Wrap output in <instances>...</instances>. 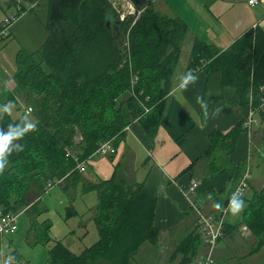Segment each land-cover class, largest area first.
Masks as SVG:
<instances>
[{
	"label": "trees",
	"instance_id": "obj_1",
	"mask_svg": "<svg viewBox=\"0 0 264 264\" xmlns=\"http://www.w3.org/2000/svg\"><path fill=\"white\" fill-rule=\"evenodd\" d=\"M130 2L143 11L130 29L127 57L119 42L130 21L119 22L118 42L112 26L106 27L107 22L113 24L117 20L108 0H47L46 40L34 54L18 53L13 75L17 91L29 93L27 104L34 117V127L24 130L27 123L12 119L5 111L0 116V135L20 132L18 137L13 135L7 145L4 156L9 168L0 170L3 214L31 212L32 217L38 215V203L29 206L24 202L32 184L39 191V198L45 193L46 185L55 180H61L59 186H64L66 191L74 189L81 182L77 165L86 164L92 158L107 134L115 132L109 141L116 147L124 128L135 119L139 118L148 135L154 134L170 90L169 76L179 59V44L187 29L180 19L154 11L146 0ZM20 7L26 9L22 3ZM191 51L192 61L187 69H203L207 85L217 82L220 92L232 93L229 104L244 111L240 124L229 133L214 132L208 137L210 153L221 147L226 156L234 148L238 135L246 134L242 123L250 98L254 109L264 99V32L257 27L249 30L224 51L195 40ZM44 64L48 72L42 70ZM159 71L167 76L156 78ZM131 72L138 76L136 98L119 100L120 93L128 90ZM140 90L143 91L140 93ZM147 96L148 102L145 101ZM209 100L217 105L225 99L211 97ZM148 107L149 112L143 114V108ZM85 127H95L94 139L86 132L87 138L77 147L76 139L85 133ZM27 148L50 149L44 154L45 164L39 168L35 163L28 165L24 156ZM223 168L230 170L233 186L245 169L233 168L227 161ZM249 181L250 178L248 185ZM81 191L96 195L93 221L98 240L79 255L57 241L48 250V264H131L141 245L157 246L158 232L153 227L155 198L146 190L144 182L128 185L117 178L114 171L108 180L83 182ZM251 197L243 211L242 224L258 249L264 246V186ZM226 202L228 205L229 200ZM43 230V239L36 236L37 241L49 240L50 226L43 224ZM230 231V227L224 226L223 236ZM199 245L197 234L191 233L182 241L181 251L189 252L187 261L194 257Z\"/></svg>",
	"mask_w": 264,
	"mask_h": 264
},
{
	"label": "crops",
	"instance_id": "obj_2",
	"mask_svg": "<svg viewBox=\"0 0 264 264\" xmlns=\"http://www.w3.org/2000/svg\"><path fill=\"white\" fill-rule=\"evenodd\" d=\"M12 1H14V4ZM108 1L112 9V0ZM157 1L159 0H146V2H150L153 5L154 11L168 18L180 19L187 29L186 37L181 47L180 55L182 57H179L173 73L169 76L170 90L166 96L162 118L154 134L151 136L146 133L143 125L139 122V118L135 119L133 124H130L128 131H122L123 135L115 147L116 154L112 157L94 156L88 159L86 161V169L80 176L82 183H92L108 180L115 171L116 177L122 179L128 185L144 182L146 190L155 198L153 227L158 232L156 247L148 243L144 244H148L159 251V264H185L189 262L191 264V262L194 263V260L198 258L199 249L188 262L187 256H189V252L188 250L181 251V248L182 241L191 233H196L194 208L205 215H214L219 209H226L228 206L226 201L229 200L230 192H233L234 186L230 170L227 168L222 169V167L225 161H227L233 168H248L252 142L248 140L244 132H241L236 138L234 148L230 153H226V156L225 151L221 150V147H217L215 151L210 153L208 137L214 132H218L221 135L229 133L240 124L244 111L238 110L229 104V98L227 95L221 94L222 92L218 89L217 82L214 81L215 85L213 82H209V85H207V76L203 69L197 67L195 70H188V59L186 61L185 57L187 52L190 54V48L195 40L209 44L214 48L217 47L215 49L219 51H224L249 30L257 27L264 32V19L257 20L254 16H251L250 19L247 18L245 20V25L239 27L237 31L234 29L238 27L236 25L238 21H229V25L231 23L230 28L233 31L230 33V37L225 40L227 42L225 44L221 41L220 35H218V39H214L212 34L206 32V29L202 26L198 25L197 31H194L192 25L184 18L185 12L182 13V9L181 11L175 10L171 1L162 0L160 9L157 10L155 8ZM193 1L198 6L201 2V9H203L208 17L211 15L212 19L215 20L214 12L211 10V8L215 9V0ZM218 1L221 3L226 1L229 4L232 2V0ZM234 2L238 4L240 0H234ZM17 3L24 4L26 9L23 11H26L28 15H32L38 20L42 6H45V20L42 23L43 33L38 34L35 38H33L34 33L32 31L26 33V36L31 41L35 39L33 46H36L34 48L37 49L33 52L19 49L16 52L15 61L19 52L23 51L27 54H34L46 40L44 24L47 20L46 11L48 4L47 0H0V11L3 13L2 19L9 16L8 14L10 13L5 14L6 11L8 12V9L12 11L14 9L15 12ZM198 6L195 5L190 8L193 12H196ZM230 10L232 12L234 7ZM229 16L231 17V14ZM2 19H0V24ZM199 34H201V37ZM221 34L224 35L223 33ZM226 34L229 35V32ZM11 36L15 38L13 26L6 38L9 39ZM16 36L18 35L16 34ZM184 47H186V50ZM188 73L194 75L196 79L194 82L188 83L186 87L181 88L180 83ZM214 86H216L215 90ZM14 91L20 95L12 76L10 85L11 94ZM211 97H224L225 100L223 102L219 101L217 105H214V101L209 100ZM10 98H12V102L14 103V98L11 95ZM206 99L209 102L207 104ZM15 101L17 102L16 99ZM10 104L12 105V103ZM1 108L3 109L4 107ZM10 110H12V106H10ZM7 113H9L8 110ZM8 168L9 164L7 163L6 167L0 168V170H7ZM87 169L89 171L85 174ZM214 170H217V173H213ZM191 183H197V187L192 192L188 191ZM249 186L250 182L248 188ZM64 191L70 194V190L66 191L64 188ZM39 196V191L32 184L25 195L24 202L25 204H29V206L34 203L40 204ZM216 205L220 207H216ZM95 206L91 210L92 218H94ZM38 207L39 214L34 217H32L31 212L18 213V216L24 215L28 220L29 239H25V242L30 241L29 245L31 246L33 244L46 243L37 241L36 235L33 234L34 228L32 227L35 225L37 217L43 211L40 205ZM244 210L245 208L241 212V219ZM225 218L224 216V224L226 227H230L231 231L228 235L222 236V238H230L231 244H233L232 235L236 226L225 222ZM43 224L47 225L45 222ZM241 227L245 228L243 224H241ZM10 236H0V264H3L5 259H10V264H14L20 258L18 253L19 245ZM31 242L34 243L31 244ZM135 256H137V252ZM21 264H23L22 261Z\"/></svg>",
	"mask_w": 264,
	"mask_h": 264
},
{
	"label": "rangeland",
	"instance_id": "obj_3",
	"mask_svg": "<svg viewBox=\"0 0 264 264\" xmlns=\"http://www.w3.org/2000/svg\"><path fill=\"white\" fill-rule=\"evenodd\" d=\"M168 1H171L175 10L181 11L182 9V13L185 12L184 18L188 23L192 25V29L194 31H197L198 25L202 26L206 29V32L212 34L214 39H218V35H220L221 41L225 44L227 43L225 42V40L230 37V33L233 31V29L230 28L231 23L229 25V21H238V23H236L238 27L234 29L237 31L239 27L245 25V20H247V18L250 19L251 16H254L257 20L261 18L264 19V10L260 6L255 7L254 9H250L247 6V0H240L238 4L234 2V0H232L230 4L226 1H223V3H221L218 0H215V9L211 8V10L214 12L215 20L212 19L211 15L210 17H208L203 9H201V2L198 6V4L193 0ZM161 2L162 0H159L155 3V8L157 10L160 9V4H162ZM195 5H197L198 8L196 12H193L190 7ZM233 7L234 10H232L231 12L230 9ZM44 10L45 6H42V10L39 13L38 20L32 15H28L26 11H23L22 8H20L19 19L13 24V33L15 35V38L11 36V38L9 39L4 38L0 41V108L5 107L6 105L9 115L12 119L20 120L27 124H32L33 122V116L31 115V112L26 115V112L29 109L27 104L29 93L27 90H24V92H19L20 95L15 91L11 94L10 85L15 69L16 52L19 49H24L28 52H33L35 51V49H37L34 48L36 46H33L35 39L31 41V39L26 36V33L32 31L34 33L33 38L37 37L38 34L43 33L42 23L45 20ZM136 10L140 11L141 13L143 11V9H141L140 7H137ZM13 12L14 9L13 11L11 9H8V12L6 11L5 14H11ZM230 14L231 17L229 16ZM2 17L3 13L2 11H0V19H2ZM4 19L5 17L2 19V21ZM227 32H229V35L226 34ZM221 33H223L224 35H222ZM16 34L18 36H16ZM45 34L47 37L46 31ZM199 35L201 37V34ZM185 37L179 44L181 45V47L183 46ZM192 47L193 43L190 48V54H188L187 52L186 57L183 54V56L186 58V61L188 59L187 65H189L190 61H192ZM185 48L186 47H184V49ZM180 56L182 57V55H179V57ZM41 68L44 72L49 71L45 64L42 65ZM160 76L165 78L167 74H163V72L159 71L156 75V78ZM137 84L138 81L135 85V92L138 88ZM215 87L216 86H214V90L216 89ZM142 91L143 90H140L139 92ZM221 94L223 95V92ZM10 95L14 98V103L12 102V100H9ZM231 95L232 93H228L227 97L231 98ZM130 96L131 91L129 89L127 91H122L120 93L119 100H125ZM15 99L17 100V102L15 101ZM10 103H12V105ZM10 106H12V110H10ZM114 107L117 108L118 105H115ZM2 113H4V111L1 108L0 116H2ZM108 116L109 114L107 115V117ZM255 119H257V126L252 129L253 131L250 132L249 135H247L248 140L252 142V145L250 147L251 153L248 163L249 166L248 168L246 167L247 169L250 168V186L249 188L247 187V189L243 193L242 199H240L243 201V207L238 213L233 214L230 211L229 206H227L225 209V222L236 226L232 235L234 242L233 244H231L230 238L221 237L222 239L210 252V258L213 261V264H264V246L256 249L254 240L251 239L252 236L250 235L248 229H246V227H241V212L244 208L247 207L246 202L250 198H252L251 196L253 195L254 191H259L264 186V116L262 114H259L257 117H255ZM107 121L110 120L108 119ZM94 130L95 127H93L92 129L85 127V133L79 134L78 138L76 139V146L78 147L82 139L83 141H85V139L87 138L85 135L86 132H89L90 137L93 140L95 136ZM114 136L115 132H113V134H107V136L100 140V143L108 142ZM49 150L50 149L31 150L30 148H27V150H25L24 152V156L28 160V165L33 166L35 163L36 165L34 166H37V168H39L41 164L44 165V154H47ZM32 157H36L34 158L35 160L32 159ZM7 163L8 162L6 161L5 156L0 158V168H5ZM19 164L20 166L22 165L21 163ZM35 168L36 167H34V169ZM246 168L244 172L246 171ZM88 171L89 169H87L85 174H87ZM240 182L241 179L239 178L237 183L234 185V188H236L237 185L240 184ZM81 185L82 182H79L74 187V189L70 190V194H67L64 191V186H56L48 192L45 191V193L40 197V204L38 205L41 206L43 211L35 221V225L38 224V227L33 230V234L37 237L41 236L40 239H43L44 235L41 232H44V230L42 225L43 222L47 223L50 226V232L48 235L49 240H47L45 244L39 243L35 245L33 244L34 242H31V244H33V246H31L29 245L30 241L25 242V239H29L28 220L24 215H20L16 218L15 224L18 228V231L10 237L14 241H16L15 243H18L19 245L18 253L20 258L14 264H21V261L23 262V264H48L47 252L57 241H60L74 255H78L83 249L89 248L97 242L98 233L91 215V210L96 205V198L94 193L83 194L81 191ZM232 193L230 192L229 201L233 197ZM198 249L199 253L197 254V257L199 258L206 253V248L204 247L203 242H201V239L200 247H198ZM134 259L135 260L131 264H159V251L148 244H143L138 248L137 256H135ZM195 261L196 259L194 260V262ZM97 264L102 263L98 262ZM185 264H190V262ZM191 264H193V262H191Z\"/></svg>",
	"mask_w": 264,
	"mask_h": 264
},
{
	"label": "built area",
	"instance_id": "obj_4",
	"mask_svg": "<svg viewBox=\"0 0 264 264\" xmlns=\"http://www.w3.org/2000/svg\"><path fill=\"white\" fill-rule=\"evenodd\" d=\"M247 5L250 8H255L260 6L264 10V0H253V2H249L247 0ZM112 7L114 9V13L117 15V20L119 22H128L130 21L129 29L137 22L141 12L136 10V6H134L130 0H112ZM20 3L16 4L15 12L8 17H6L1 26H0V41L6 38L9 34V31L13 24L19 19V10ZM123 9V10H122ZM120 44L124 49V54L128 57L129 55V30L123 35L120 39ZM131 77L129 80L128 89L131 91V96L136 98L135 85L138 81V76L131 72ZM141 93V92H140ZM148 97L145 98V101L148 102ZM249 105L246 108V117L244 122L242 123V129L246 131V134L249 135L256 126H257V117L259 114L264 116V99L260 100V105L257 108H252L251 106V98L249 100ZM31 109L29 108L26 114L30 113ZM149 112V108H143V114H147ZM129 128L125 127L124 131H128ZM116 154V148L112 144L111 141L100 143L97 146L96 151L93 153L92 157H112ZM69 156V153H66V157ZM80 173H83L86 169V164L80 163L76 167ZM250 178V170L246 169V171L241 176V182L233 191V196H236L238 199L242 198L244 191L248 187V180ZM62 183L61 180H55L53 183L49 182L44 191L48 192L52 188L59 186ZM197 187V183H191L188 191L192 192ZM194 212L196 215V230L203 242L204 247L206 248V253L199 258L193 264H213V261L210 258V252L217 244L218 240L223 236L224 229V216L225 209H219L214 215H205L201 213L199 210L194 208ZM18 215L12 214H3L0 209V236H9L16 232L17 226L15 224V220ZM3 264H10V259H5Z\"/></svg>",
	"mask_w": 264,
	"mask_h": 264
},
{
	"label": "clouds",
	"instance_id": "obj_5",
	"mask_svg": "<svg viewBox=\"0 0 264 264\" xmlns=\"http://www.w3.org/2000/svg\"><path fill=\"white\" fill-rule=\"evenodd\" d=\"M249 2H253V0H249ZM196 79V77L194 75H192L191 73H188L187 75H185L180 83V87L184 88L187 86L188 83L190 82H194ZM7 106L5 105V107L3 108V111L7 112ZM34 127L33 124H26L25 125V129L24 130H30ZM13 135L15 136H19L20 132H15L13 133H9L6 135H0V158H2L4 155H6V149H7V145L9 143V141L13 138ZM229 209L233 214L238 213L241 208L243 207V201L238 199L236 196H233L230 201H229ZM216 207H220L219 205H216Z\"/></svg>",
	"mask_w": 264,
	"mask_h": 264
},
{
	"label": "water",
	"instance_id": "obj_6",
	"mask_svg": "<svg viewBox=\"0 0 264 264\" xmlns=\"http://www.w3.org/2000/svg\"><path fill=\"white\" fill-rule=\"evenodd\" d=\"M110 26H112L114 32L116 33V34L114 35V39H117V38H118V33H117V31H118L119 21L116 20V21L113 22V24H110L109 22H107V23H106V27H107V28H110Z\"/></svg>",
	"mask_w": 264,
	"mask_h": 264
},
{
	"label": "bare ground",
	"instance_id": "obj_7",
	"mask_svg": "<svg viewBox=\"0 0 264 264\" xmlns=\"http://www.w3.org/2000/svg\"><path fill=\"white\" fill-rule=\"evenodd\" d=\"M130 24H131V23L129 22V26H128V27L125 29V31L123 32L122 37H123V35H124L128 30H129V32H130V29L135 25V24H134V25L129 29ZM112 29H113V28H112ZM117 33H118V31H117ZM115 34H116V33H115ZM118 36H119V33H118ZM122 37H121V38H122ZM128 128H129V126H128ZM111 142H112V141H111Z\"/></svg>",
	"mask_w": 264,
	"mask_h": 264
}]
</instances>
